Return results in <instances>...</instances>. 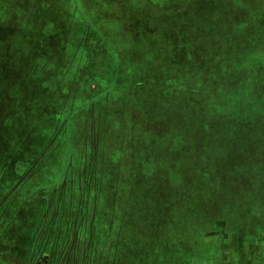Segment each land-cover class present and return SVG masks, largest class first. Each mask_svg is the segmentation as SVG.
Returning a JSON list of instances; mask_svg holds the SVG:
<instances>
[{
  "label": "rangeland",
  "instance_id": "374dc122",
  "mask_svg": "<svg viewBox=\"0 0 264 264\" xmlns=\"http://www.w3.org/2000/svg\"><path fill=\"white\" fill-rule=\"evenodd\" d=\"M83 4L40 3L37 26L0 56V245L21 258L36 236L39 264L61 248L63 263L79 248L83 264H100L91 255L102 244L118 251L116 264L141 249L152 264H234L239 250H264V0H120L125 19L105 23L111 56L101 65L80 44L81 26L90 40L100 30ZM118 50L128 79L115 91ZM69 115L68 134L46 145Z\"/></svg>",
  "mask_w": 264,
  "mask_h": 264
},
{
  "label": "crops",
  "instance_id": "0c3cea01",
  "mask_svg": "<svg viewBox=\"0 0 264 264\" xmlns=\"http://www.w3.org/2000/svg\"><path fill=\"white\" fill-rule=\"evenodd\" d=\"M1 1H3V0H0V2ZM4 1L6 2V0H4ZM44 1L45 0H38L37 2H36V0H11L9 2V4H11L9 6V8L7 7V5L6 6L5 5L4 6L3 5L2 6L0 5V12H1L0 13V16H1L2 13L5 14V15L8 14V18L5 19V20L1 19V17H0V26H2L3 28H6V31L8 33V36L5 35V32L3 33L2 40L5 39L6 44L5 45H2V47H1L0 56L1 55H4L5 53H7L9 51V49L11 48V42L13 41V38L18 37V35L20 36L21 34H22V36H24L23 38H25V36L28 35L29 34V31L31 30L29 28H33L34 26H37V25H33V24H36V22H35L36 21L35 20L36 19L35 18L36 17L35 16L36 14H35V12L33 10L36 11L37 8H38V6H39V4L40 3H43ZM72 1H75V0H72ZM109 1H110V4H111V6H109V7L112 8V10H113L112 12L110 11V8L109 7H108V10L106 12L103 9H100V7L98 6L99 3L97 2V0H83V3H84L83 6L87 10L86 11L87 12V15L88 16L91 15V18H90L91 21H95V23L98 24L97 25L98 30L100 29L99 32L97 33V35L95 37H93L94 39L90 40V38H89L90 37V33H89L90 31L88 29H85V28H83L81 26V30H82L81 31V34H82V37H81V43L80 44L86 50L88 49V52H89V49L92 50L89 53H93L94 58H95V60L93 62H95V65H101V64H103V63L100 64V63H97L96 62L97 61L96 59H99V57L101 55H102V59H105L103 61H105V62H107V61L109 62L110 61V60H108V58H110L111 55H110L109 50L105 46L103 39L104 38L107 39L108 37L110 38L109 34H110L111 31H107L106 30L105 23L106 22L117 21L118 19L120 20L121 18H124L125 19V15L124 14L123 15H120L118 12L114 11V8L116 7V5L119 6L120 0H109ZM93 12H95V14H93ZM114 16H116V18H114ZM70 17H74V15L71 14ZM47 24H48V22H46V24H44L43 26H45ZM69 27H71L70 24H69ZM60 28H59V30H56V33H59L60 32L58 34L59 38L60 37H63L64 35H66L67 34V31H68V29H62V31H61ZM41 29H44V28L41 27ZM32 31H35V30H32ZM101 32H103L104 36H102ZM127 32H128V34H130L131 31L127 29ZM27 39H29V38H27ZM111 39H114L115 40L114 37H112ZM124 39H125V37H124ZM2 40H0V44L2 43ZM89 40H90V42H92V44L89 42ZM127 42L129 43L128 38H126V43ZM94 48L96 50H94ZM117 56L119 58V62L118 63L121 65L122 70H123L124 64H126V63H123V61L125 60L124 57H126V56L121 51H119V50H118ZM87 59H88V56L86 57V61H87ZM103 69L102 70L100 69V70L105 75V73H104L105 72V68H103ZM97 70H99V69L97 68ZM122 70L120 68V73L124 74L122 72ZM95 71H96V69H91V68L90 69H88V68L85 69L84 68V70H82L81 72L85 76L88 75V74L90 76H93V75H95V73H97ZM108 72H109V74L110 73L112 74L111 71L108 70ZM109 74H107V75H109ZM122 77L123 78H120L119 75H115V78L119 81V83H120V81H124L125 79H128V77L125 78V74ZM101 80H103V81L110 80V75L109 76H106V77L101 76ZM113 80H114V78L111 79V81H113ZM77 85H78V88H79V84L78 83H77ZM90 89L92 90V92H95L97 88L92 83V86H90ZM109 89H110V87L107 90H109ZM120 89L121 88L118 87V88H116L114 90L116 91V90H120ZM92 92L90 91V93H92ZM78 95H79V93H78ZM131 95H132V92H131ZM75 96H76V93H75ZM98 97H100V96L98 95ZM129 103H128V106L130 105ZM86 106H87V110H88L87 111L88 119L90 121H95V117L96 116L94 115V112H95L94 111L95 110V108H94L95 107L94 102H92V101L91 102H87ZM130 108H131V106L129 107V109ZM107 109H108V111L107 112L105 111V116H104V119H105L104 120V124H103L104 127L102 128L104 131H108V129H109L107 123H108V120L110 118L109 117L110 116V113H109V108H107ZM70 118H71V116L69 115L67 119H64V122L65 123H64V132H63V135L62 134L59 135V136H56L55 135L52 139H50V141L46 145H52V146H54V144L58 143V142H56V138L57 137L64 136V133L65 134L66 133L68 134ZM86 162H87V160H86ZM75 171H73L72 174L76 173ZM78 175L77 176L80 179V181L83 182V180H84V184H87L88 183V180L92 176H95V173L93 172V173L89 174V177L86 178V179H84L85 176H86V173H85V175H83V174H78ZM82 177H84V178H82ZM65 183L67 185V182H65ZM79 183H81V182H79ZM131 191L132 190L129 189L130 200H127V201H130V202H131ZM116 192L118 193V190H115V194H117ZM107 194H112V193L109 192ZM113 196H114V193H113ZM55 198H56V196H55ZM70 198H71V196H70ZM73 198H74V195H73ZM114 201L116 203V200L115 199H114ZM112 202H113V200H112ZM66 203H67V200H65V198H63V200L61 201V204H66ZM82 203H85V201H82ZM49 204H58V202L56 200L52 201V197H51L50 198V201H49ZM3 205L1 204V206H3ZM5 206H8V204L5 205ZM53 223H51V224H53ZM256 223H260V221L255 222L254 224H256ZM0 224L2 225L0 227V234H1V232H2L1 230L5 226V221L3 223L0 222ZM65 224H69V220L67 221V223L65 221ZM249 224H252V223H249ZM243 230L246 231L245 229H243ZM248 231H250V230H248ZM257 232H262V231L258 230ZM263 232H264V230H263ZM260 234L261 233H258L257 234V236H258L257 238H259ZM2 238L3 237L1 235L0 236V240H2ZM35 241H36V236H35L32 244L27 249L26 253L24 252V254H23V256L21 258H19L20 256L16 253V251H13L12 249L6 248L3 244L0 245V261H1L0 264H39V262L41 260V257L43 256V254L40 253V247L39 248L35 247L36 246ZM34 248H35V251H34ZM63 250H64L63 248H61V250H58V249L54 250L53 251L54 252V255L53 256H51V254L45 255V256H49V257L52 258V262L51 263L49 261L48 262L45 261L46 262L45 264H64V263H67V264L69 263L70 264V262H72V260L74 258H77V257H81V262H82V258H85L86 259V257L89 256V255H87V252L88 251L85 252V253H83L81 251H78V250L77 251L76 250L75 251H70V256H71L70 257V261L69 262L68 261H65L63 263V261H61V259H60V257H64V255L62 254ZM111 251L112 252L114 251V253L111 254ZM241 251L242 250H239L238 251V253H241V254H237L238 255V258L235 259L236 262H234V264H264V250H259L257 252H255V251L254 252L253 251H251V252H248V251H244L243 252L242 251L241 252ZM106 253H107V255H106ZM150 253H152V250H150ZM118 256H120V254L118 253V251L116 249L105 248V245H103V244H102V249L99 252H96V253H94V254L91 255V257H93V258L99 259L100 264H104V263H102V261H104L103 258H105V259L107 258V261H106L105 264H116V262L118 260ZM146 256L149 257L148 252L145 253V251L142 250V249L141 250H136L134 252V254H128V257H130V259L132 260L131 261L129 259V261H130L129 264H152V261L151 260L148 261L146 259ZM173 257H174V259L172 258L173 263L184 264L183 263V259L180 261L179 256L178 257L173 256ZM51 258H48V260L51 259ZM85 261L86 260H84V263H85ZM86 263H88V261H86ZM81 264H83V262ZM96 264H99V263H96Z\"/></svg>",
  "mask_w": 264,
  "mask_h": 264
},
{
  "label": "trees",
  "instance_id": "16d2710c",
  "mask_svg": "<svg viewBox=\"0 0 264 264\" xmlns=\"http://www.w3.org/2000/svg\"><path fill=\"white\" fill-rule=\"evenodd\" d=\"M216 30H217V29H216ZM191 61L195 62V64H197V65L200 64V61H199V60H191ZM192 64L194 65V63H192ZM198 68H199V67H198ZM121 70H122V67H121ZM189 76H190V75H189ZM194 77H199V78L201 79L200 82H202L203 84L206 83V81L202 80L201 75H199V73H198L197 75L194 74ZM137 78H139L140 80L143 79V77H137ZM137 78H136V79H137ZM195 79H196V78H195ZM113 81H114V83H115V82H116L117 84L119 83V81H118L116 78H114ZM134 82H135V81H134ZM136 84H137V85H140V84H142V83H140V82L137 81ZM185 84H189V88H191V86H192V83H191V82H187V80H185ZM194 84H195V83H194ZM194 84H193V85H194ZM119 85H120V83H119ZM119 85H117V86L114 85L113 88L116 89L117 87H120ZM137 85H136V86H137ZM130 87H131V86H130ZM131 88H132V87H131ZM131 88H130V89H131ZM124 89H125V88H124ZM196 90H197V89H196V87H195V88L193 89V93H194V91H196ZM252 94H253V95L250 96V97H252V100H251V102L249 101L248 104H250V103H253V104L256 103V107H257V104L260 102V101H259V100H260V99H259L260 97L254 95V93H252ZM248 104H247V105H248ZM257 110H258V109H257ZM253 117H254L257 121H260V119H261V116H260V117H258V116L255 117V114H254ZM257 131H259V128H257ZM262 132H263V135H264V130H263V128H262ZM259 133H260V132H259Z\"/></svg>",
  "mask_w": 264,
  "mask_h": 264
},
{
  "label": "flooded vegetation",
  "instance_id": "af4514ba",
  "mask_svg": "<svg viewBox=\"0 0 264 264\" xmlns=\"http://www.w3.org/2000/svg\"><path fill=\"white\" fill-rule=\"evenodd\" d=\"M75 250L76 251L78 250V251H81L82 252V249H79V248H75L73 251H75ZM34 251H35V248H34Z\"/></svg>",
  "mask_w": 264,
  "mask_h": 264
}]
</instances>
